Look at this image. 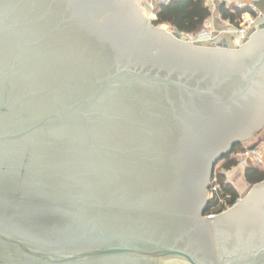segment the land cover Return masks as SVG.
Returning a JSON list of instances; mask_svg holds the SVG:
<instances>
[{"label":"water","instance_id":"1","mask_svg":"<svg viewBox=\"0 0 264 264\" xmlns=\"http://www.w3.org/2000/svg\"><path fill=\"white\" fill-rule=\"evenodd\" d=\"M154 21L0 0V264H264V182L206 217L215 165L264 128V24L236 47Z\"/></svg>","mask_w":264,"mask_h":264},{"label":"built area","instance_id":"2","mask_svg":"<svg viewBox=\"0 0 264 264\" xmlns=\"http://www.w3.org/2000/svg\"><path fill=\"white\" fill-rule=\"evenodd\" d=\"M169 1L170 0L162 1V4ZM204 3L211 11L210 17L218 11L221 6H225L232 10L235 7L247 9L243 12L237 24L229 19H223L222 15L219 13L220 19L227 22L229 28L231 27L229 30H232V43L236 47H241L248 42L250 35L257 29L260 23L259 20L263 16V13L253 3V0H205ZM209 18L205 21L204 26L199 32L189 34V37L196 40L214 41L218 32L212 24L208 23ZM229 160H233L235 164L246 168L264 166V139L254 145H243L236 148L229 158H223L219 161L221 164L217 165V163L215 165L213 175L209 181L208 189L212 191V197L208 198L206 217H214L225 212L223 210L227 209V207L231 208L237 204L239 200L238 199L234 204L230 205L228 199L231 195L224 192V184L220 182L219 175L225 172L223 170V165ZM224 183L227 184V180H225Z\"/></svg>","mask_w":264,"mask_h":264},{"label":"trees","instance_id":"3","mask_svg":"<svg viewBox=\"0 0 264 264\" xmlns=\"http://www.w3.org/2000/svg\"><path fill=\"white\" fill-rule=\"evenodd\" d=\"M205 0H170L167 3H163L158 6L156 10L157 19L154 21L155 25L169 24L176 31L184 34H194L199 32L204 26L205 21L210 17L211 11L204 3ZM246 8H233L229 9L225 6L220 7V14L223 19H229L233 23L237 24L243 12ZM236 145L232 152L239 147ZM231 152V153H232ZM230 154L225 155L223 158H229ZM233 160H229L224 164V169L229 170L235 166ZM257 169L248 168L245 172L246 179L251 184H256L263 181L264 177H253L254 172ZM220 182L224 184V192L231 195L228 199L230 205L234 204L240 197L237 190L229 184H225L224 174H220Z\"/></svg>","mask_w":264,"mask_h":264},{"label":"rangeland","instance_id":"4","mask_svg":"<svg viewBox=\"0 0 264 264\" xmlns=\"http://www.w3.org/2000/svg\"><path fill=\"white\" fill-rule=\"evenodd\" d=\"M162 1H167V0H133V2L136 4V6L142 11V13L145 16L152 18V19H155V20L157 19L156 10H157L158 6L162 4ZM161 26H163L169 32L176 31L169 24H161ZM231 31L232 30H228L227 32L229 34H232ZM181 34H182V37L184 39L189 40L190 42H193V43H203L206 41V40L192 39L189 37V34H184V33H181ZM228 39H230V38H228ZM218 41L219 40H217V42ZM227 41L230 42V40H227ZM242 46H244V45H242ZM263 136H264V128L259 133H257L253 138L248 139V140L240 143L239 147H241L243 145L248 146V145L260 142L261 140H263V138H262ZM260 138H262V139H260ZM219 164H221V163L218 162L217 165H219ZM254 168L257 170H256V172H254L253 177H255V178L264 177V166L263 165L257 166ZM247 169L248 168L243 167V166H239L238 164H236L235 166H233L229 170L223 169L225 172L222 174H224L225 180H227V184L231 185L232 187H234L237 190V192L240 195L239 200L244 199L247 196V194L250 192V190L253 186V184H251V183L249 184V182L246 180L245 172ZM261 182H264V179ZM209 197H212V191L208 189V198ZM239 200H238V203H239ZM228 209H230V207H227V209H225L223 211H227ZM215 246L217 249V244Z\"/></svg>","mask_w":264,"mask_h":264},{"label":"crops","instance_id":"5","mask_svg":"<svg viewBox=\"0 0 264 264\" xmlns=\"http://www.w3.org/2000/svg\"><path fill=\"white\" fill-rule=\"evenodd\" d=\"M253 3L263 13L262 18H260V20H259V22H260L259 25L264 24V0H253ZM219 10H220V8H219ZM219 10L216 11L214 14H212V16L208 20V23L212 24L218 32L216 35V38H215L216 41L219 40L218 42H220V44L230 43V42H232V39H231L232 34H229L227 32V30H229L230 28H229L227 22L220 19V17H219L220 11ZM258 27H257V30H258ZM254 33H256V32L254 31L250 35L249 40L252 38ZM227 37L230 39H228ZM227 40H230V42Z\"/></svg>","mask_w":264,"mask_h":264},{"label":"flooded vegetation","instance_id":"6","mask_svg":"<svg viewBox=\"0 0 264 264\" xmlns=\"http://www.w3.org/2000/svg\"><path fill=\"white\" fill-rule=\"evenodd\" d=\"M247 180V179H246ZM250 184V183H249Z\"/></svg>","mask_w":264,"mask_h":264}]
</instances>
